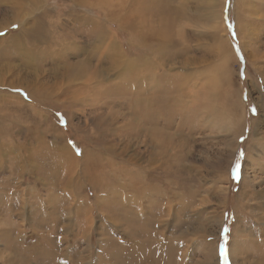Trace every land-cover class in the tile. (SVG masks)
<instances>
[{"label": "rangeland", "instance_id": "1", "mask_svg": "<svg viewBox=\"0 0 264 264\" xmlns=\"http://www.w3.org/2000/svg\"><path fill=\"white\" fill-rule=\"evenodd\" d=\"M0 233V264H264V0H0Z\"/></svg>", "mask_w": 264, "mask_h": 264}, {"label": "bare ground", "instance_id": "2", "mask_svg": "<svg viewBox=\"0 0 264 264\" xmlns=\"http://www.w3.org/2000/svg\"><path fill=\"white\" fill-rule=\"evenodd\" d=\"M126 23V25L127 26H132L131 24H130V21L128 20L127 22H125ZM45 29L41 26V25H38L37 26V29H36V31L35 32H39V33H35V32H28L27 34H26V36L27 37H29V38H31V39H33L32 41H34V42H42L43 41V35L41 34V33H43L44 34V31ZM155 34H157V33H155ZM104 35V34H103ZM25 36V37H26ZM153 36V35H152ZM26 37V38H27ZM42 37V38H41ZM154 37V36H153ZM42 39V40H41ZM137 40H138V37L136 38ZM32 43V42H31ZM40 46V45H39ZM53 46H55V45H53ZM45 47V46H44ZM47 47V46H46ZM43 48V47H42ZM48 48V47H47ZM113 48V50L106 56V59H108V61L111 63V64H113L112 66L113 67H116L117 68V65H120V66H123V64L125 63L126 64V66L128 65L127 63H126V61L122 58V56L120 55V54H118L117 53V49H116V47L115 46H113L112 47ZM38 53V52H37ZM64 53V52H63ZM64 55V54H63ZM65 56V55H64ZM66 58V57H65ZM68 61L69 60H67V59H65L62 63H63V66L65 67L66 66V68L63 70V74L66 76L67 75V77H69V79L70 78H77L76 76H78L79 78H82L83 76H84V72H83V70H81L80 72H78L77 74H75L74 72L76 71V66L78 65L77 63L76 64H74V65H71V64H69L68 63ZM116 63H114V62ZM96 68V67H95ZM94 68V69H95ZM125 68V71H124V73H123V80L124 81H127V82H124V87L127 89L126 90V92H129V93H131L132 94V96L134 97V99H132V101L130 102V106H131V109H132V111H133V113H134V110L136 111V110H138L139 109V106L138 105H143L144 106V104H143V101H142V99H141V97L142 96H145V103L147 104V105H150V103H151V99L149 100L148 98H146L147 97V95H149V85L148 86H146L147 87V95H144V94H142L141 92H140V83L138 84V78H142V76L145 78V84H147L146 82L147 81H151V65H146V67H145V73L143 72V70H141L140 68H130V65H128V67H124ZM126 68H127V71H126ZM96 70V69H95ZM102 70V69H101ZM139 70L140 71H142V76H139ZM51 71H53V70H51ZM89 71V70H88ZM93 74L92 75H90V77L89 76H85V77H87V79H88V81L89 82H87V83H89L88 85H86V84H84V85H86L85 86V89H87L88 91H90V89H88V88H93V87H95V86H98V85H101V84H103V82L105 81V80H103V77H102V75H103V73L101 72V71H93L92 72ZM45 74V73H44ZM90 74H91V72H90ZM53 76V75H52ZM105 79V78H104ZM43 81V80H42ZM71 81V80H70ZM95 83V85H93ZM72 86V85H71ZM140 86V87H139ZM84 89V88H83ZM77 90H80V89H77ZM77 90H75V92L77 91ZM82 90V89H81ZM130 90V91H129ZM71 91V90H70ZM111 92V88L109 89V91H108V89L107 90H105V92L104 93H110ZM115 95L119 98V97H121V96H124L125 95V90H124V88H123V86L122 85H120V88H119V90H116V92H115ZM182 97V96H181ZM183 98V97H182ZM44 100V99H43ZM180 101V100H179ZM45 102H47V105L49 106V107H53V106H55L54 105V103L53 102H49V101H45ZM180 103V102H179ZM67 104H69V101L67 100L64 104H62L63 106H64V108L66 109L68 106H67ZM73 104V103H72ZM74 105V104H73ZM62 106V107H63ZM128 106V105H127ZM214 107V106H213ZM130 108V107H129ZM143 110V109H142ZM64 111V110H63ZM124 112V111H123ZM117 115V114H116ZM65 116H66V114H65ZM67 117L68 118H70V114H67ZM121 117V116H120ZM131 120V119H130ZM133 122V121H132ZM135 123V122H134ZM137 123V122H136ZM140 124V123H139ZM134 125V124H133ZM143 127H145V126H143ZM143 127H141L140 126V128H143ZM135 128V127H134ZM136 129L138 130L139 129V125H138V127H136ZM144 131V130H143ZM147 133V132H146ZM144 134V133H143ZM141 136V135H140ZM146 136V135H145ZM150 141V140H149ZM62 154H63V152H62ZM68 156V155H67ZM90 156H92V155H90ZM19 157H20V155H18V159H19ZM69 157V156H68ZM71 157V156H70ZM69 157V158H70ZM67 160V159H66ZM20 161H22V160H20ZM66 163V162H65ZM101 163V162H100ZM103 163V162H102ZM67 164V163H66ZM96 164H98V163H96ZM69 165V164H68ZM94 165V164H93ZM68 167V166H67ZM70 167V166H69ZM68 167V168H69ZM93 167V166H92ZM2 168V167H1ZM97 168V167H96ZM17 169V168H16ZM87 169V168H86ZM92 170V169H91ZM93 170H95V169H93ZM87 175V174H86ZM89 182H91V181H89ZM14 193V192H13ZM7 194V193H6ZM15 194H19V193H15ZM24 194V193H23ZM10 196H12V195H10ZM14 196H16V195H14ZM12 198H14V197H12ZM103 199V198H102ZM102 199H101V202H102ZM120 199V198H119ZM128 199V198H127ZM16 200H17V202L20 204V206H18V208L17 209H19V210H21L22 208H21V205L23 204V200L22 199H20V197H19V195L16 197ZM69 201H70V199H69ZM132 201H134V200H132ZM100 202V201H99ZM122 202V201H121ZM53 204V203H52ZM122 204V203H121ZM140 204V203H139ZM16 209V210H17ZM21 212V211H20ZM15 215H14V217L15 216H17L16 218H21V216H20V214H18L17 212H15L14 213ZM24 216H25V214H24ZM21 221V220H20ZM12 224V223H11ZM18 228H20V227H18ZM17 228V225H16V227H15V229H17L16 231H14L15 233H13V237H10V238H13V241L15 240L16 242L15 243H13L12 242V240H11V243H9V244H11L12 246H13V248H14V250H15V252H16V254H17V256L19 257V259L20 260H22V258H21V254H25L26 255V252H27V250H29V249H32L33 247H34V243H36V238H34L33 236H27V237H24V236H22V235H24V234H22V232L20 231V230H22V229H18ZM64 229V228H63ZM12 231V230H11ZM3 232V231H2ZM0 235H1V233H0ZM4 235H6V234H4ZM31 235V234H30ZM11 236H12V234H11ZM142 241V240H141ZM32 243V244H31ZM27 244L31 247V248H29L28 246H27ZM32 251L33 252H36V253H39L38 251H37V249L35 248V249H32ZM40 251V250H39ZM50 252V251H49ZM28 253H29V251H28ZM51 253V252H50ZM30 254L32 255L33 253H31L30 252ZM46 254H47V252H46ZM49 256V258L48 259H51V258H54V256L52 255V253L51 254H48ZM55 259H56V257H55ZM20 260H19V262H20ZM150 264H151V262H150Z\"/></svg>", "mask_w": 264, "mask_h": 264}, {"label": "snow or ice", "instance_id": "3", "mask_svg": "<svg viewBox=\"0 0 264 264\" xmlns=\"http://www.w3.org/2000/svg\"><path fill=\"white\" fill-rule=\"evenodd\" d=\"M13 27H17L16 25H13ZM253 111H255V109H253ZM239 168V165L237 164V169ZM227 230L225 229V234H226ZM223 247V246H222ZM221 255L223 256V258L225 259V264H227V260H228V254L226 250H222Z\"/></svg>", "mask_w": 264, "mask_h": 264}]
</instances>
